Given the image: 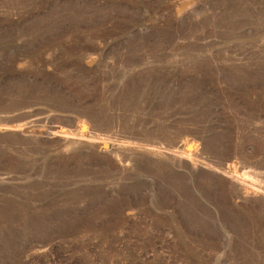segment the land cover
<instances>
[{
	"label": "rangeland",
	"instance_id": "1",
	"mask_svg": "<svg viewBox=\"0 0 264 264\" xmlns=\"http://www.w3.org/2000/svg\"><path fill=\"white\" fill-rule=\"evenodd\" d=\"M0 264H264V0H0Z\"/></svg>",
	"mask_w": 264,
	"mask_h": 264
},
{
	"label": "bare ground",
	"instance_id": "2",
	"mask_svg": "<svg viewBox=\"0 0 264 264\" xmlns=\"http://www.w3.org/2000/svg\"><path fill=\"white\" fill-rule=\"evenodd\" d=\"M171 156H172V154H171ZM171 156H170V157H171ZM174 157H175V155H174ZM191 160H192V159H191Z\"/></svg>",
	"mask_w": 264,
	"mask_h": 264
}]
</instances>
